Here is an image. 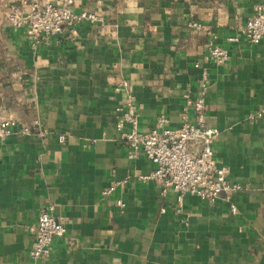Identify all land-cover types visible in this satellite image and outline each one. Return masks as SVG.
<instances>
[{
	"label": "crops",
	"instance_id": "crops-1",
	"mask_svg": "<svg viewBox=\"0 0 264 264\" xmlns=\"http://www.w3.org/2000/svg\"><path fill=\"white\" fill-rule=\"evenodd\" d=\"M15 1L0 0V112L44 135L0 141V264H264V39L226 41L264 0H74L102 21L36 49L7 22ZM129 92L140 132L160 116L171 129L192 121L185 96H204L215 164L241 187L235 213L224 194L179 207L143 179L153 164L129 157L115 128ZM47 208L65 234L34 261L30 228Z\"/></svg>",
	"mask_w": 264,
	"mask_h": 264
},
{
	"label": "built area",
	"instance_id": "built-area-1",
	"mask_svg": "<svg viewBox=\"0 0 264 264\" xmlns=\"http://www.w3.org/2000/svg\"><path fill=\"white\" fill-rule=\"evenodd\" d=\"M74 0H59L58 3L39 0H16L8 9L7 22L13 31L23 30L30 46L36 49L44 40L67 32L74 38L79 34L82 24H95L102 21L98 14L88 11H73ZM193 28L201 29L200 24H192ZM264 39V4H256L253 15L239 28L238 34L226 39L228 44H235L244 40L248 44H257ZM209 58L218 64H225L229 53L225 48L211 47ZM121 87L128 88L126 81ZM186 107L192 108L194 118L184 121L178 128L167 126L168 120L164 116L157 119L156 128L148 132L138 129V108L135 97L129 92L124 104L116 110L115 128L118 140L129 148V157L135 158L143 153L153 164V170L143 179L156 182L161 192L173 191L176 203L180 207L186 196L201 202L214 203L221 195H225L227 202H231L232 193L240 190L239 184L227 179V170L215 164L213 145L219 135V130L210 126L204 114L205 98L199 95L191 99L186 95ZM253 118V116H251ZM12 118L4 117L0 112V141L13 135L43 136L38 129L20 125ZM16 129V131H15ZM15 131V132H14ZM62 140V137H59ZM114 190L107 188L102 192L108 195ZM117 206L124 207L121 200ZM232 213L236 207L230 203ZM179 210H176L178 213ZM33 234L32 245L29 250L30 258L34 261L46 256L51 244L56 238L65 234L63 223L52 216L51 208L39 214L36 224L30 228Z\"/></svg>",
	"mask_w": 264,
	"mask_h": 264
}]
</instances>
